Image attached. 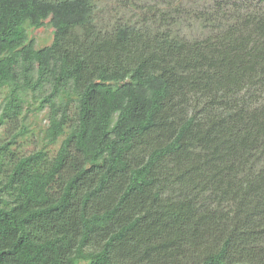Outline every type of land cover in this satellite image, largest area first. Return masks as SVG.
<instances>
[{
    "label": "trees",
    "instance_id": "obj_1",
    "mask_svg": "<svg viewBox=\"0 0 264 264\" xmlns=\"http://www.w3.org/2000/svg\"><path fill=\"white\" fill-rule=\"evenodd\" d=\"M93 2L0 0V264H264V0Z\"/></svg>",
    "mask_w": 264,
    "mask_h": 264
},
{
    "label": "rangeland",
    "instance_id": "obj_2",
    "mask_svg": "<svg viewBox=\"0 0 264 264\" xmlns=\"http://www.w3.org/2000/svg\"><path fill=\"white\" fill-rule=\"evenodd\" d=\"M116 1H123V2H139L140 0H94V5H96V7L102 9L103 7H109L110 4L114 3V5H112L110 8L114 7V9H116L117 7H119L118 5L120 4H116ZM107 13V12H106ZM106 13H103L101 15H105ZM29 36L31 39L35 40L37 47H42L43 44L47 45L51 42L52 37H53V30L51 28V26L48 24V21L46 22L45 26L41 29H32L29 31ZM3 100L2 94L0 92V104ZM44 113L42 115L39 116L38 119H36L37 122H39L40 124L43 123L41 122V120L44 119ZM5 127H1L0 128V139L4 140L5 137L3 136L4 131H5ZM58 146V145H57ZM23 147H25V152H29L33 149V147L31 146L30 142H26V144L23 145Z\"/></svg>",
    "mask_w": 264,
    "mask_h": 264
}]
</instances>
